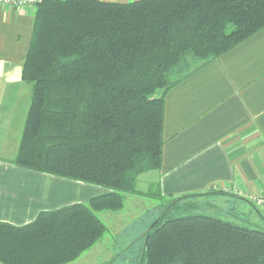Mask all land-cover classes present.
<instances>
[{"label": "trees", "instance_id": "trees-1", "mask_svg": "<svg viewBox=\"0 0 264 264\" xmlns=\"http://www.w3.org/2000/svg\"><path fill=\"white\" fill-rule=\"evenodd\" d=\"M262 28L264 0H39L12 162L105 192L0 221V262L72 263L106 233L101 212L160 197L138 178L162 166L167 93ZM143 235L139 264H264V230L213 215L164 212Z\"/></svg>", "mask_w": 264, "mask_h": 264}, {"label": "crops", "instance_id": "crops-1", "mask_svg": "<svg viewBox=\"0 0 264 264\" xmlns=\"http://www.w3.org/2000/svg\"><path fill=\"white\" fill-rule=\"evenodd\" d=\"M34 11L35 6L0 5V221L16 225L32 221L42 210L88 203L105 192L12 162L32 96V83L23 79L22 69ZM164 139L162 166L154 170L153 182L162 194L192 196L203 205L201 213L237 224L256 219L254 210L264 216V207L260 211L251 199L264 193V28L167 93ZM143 200L128 195L121 210L100 213L107 231L98 243L116 245L111 258L98 264H114L115 248L132 245L130 237L121 238L126 227L119 225L122 214L143 206ZM129 201L134 207H128ZM98 243L83 253L87 260Z\"/></svg>", "mask_w": 264, "mask_h": 264}, {"label": "rangeland", "instance_id": "rangeland-1", "mask_svg": "<svg viewBox=\"0 0 264 264\" xmlns=\"http://www.w3.org/2000/svg\"><path fill=\"white\" fill-rule=\"evenodd\" d=\"M157 94H159V92ZM156 173V171L152 170L141 174L138 178V188L145 191H157L153 183ZM178 198L180 199L177 200ZM143 201H145L143 206L133 208L130 212L126 210L124 212L125 214H122L119 227L124 226L126 228L125 234L120 236L121 238L130 237L131 241L134 240V242L130 247L125 248L124 250H118L115 248L116 258L113 260L114 264H139L144 240V235L141 233L142 228L145 227L146 229L149 227L154 219L164 212H167L171 216H185L190 214H200V210H203V205L201 203L195 202L193 197L189 195L173 196L169 194H162L160 197H144ZM172 202L175 203L171 204ZM131 203L132 202L130 201L128 202L129 208L130 205H132ZM258 209L261 211V207L258 206ZM127 212L128 214H126ZM254 213H256L258 216L256 219L251 217L246 221H241L239 224L251 229L264 230V216H262V214L258 213L256 210H254ZM138 214L141 215L137 218H134V215ZM105 220L106 222H109L107 219ZM114 245H116V243L113 241L100 242L95 246V248L91 250L92 252H90V260H87L89 257H86L83 254L84 256L81 255L75 263L98 264L106 259H110L111 255L114 254Z\"/></svg>", "mask_w": 264, "mask_h": 264}, {"label": "built area", "instance_id": "built-area-1", "mask_svg": "<svg viewBox=\"0 0 264 264\" xmlns=\"http://www.w3.org/2000/svg\"><path fill=\"white\" fill-rule=\"evenodd\" d=\"M39 0H0V5H6L14 8L35 6ZM252 201L257 207H264V193H259L251 196Z\"/></svg>", "mask_w": 264, "mask_h": 264}]
</instances>
